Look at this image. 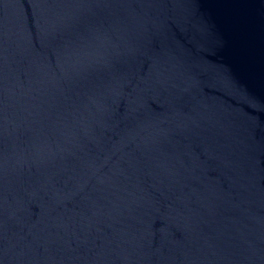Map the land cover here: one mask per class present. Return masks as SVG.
I'll return each mask as SVG.
<instances>
[{"label":"water","instance_id":"obj_1","mask_svg":"<svg viewBox=\"0 0 264 264\" xmlns=\"http://www.w3.org/2000/svg\"><path fill=\"white\" fill-rule=\"evenodd\" d=\"M0 264H264V0H0Z\"/></svg>","mask_w":264,"mask_h":264}]
</instances>
